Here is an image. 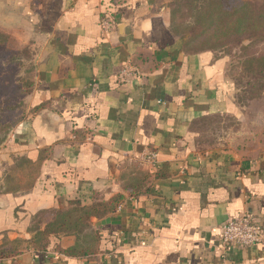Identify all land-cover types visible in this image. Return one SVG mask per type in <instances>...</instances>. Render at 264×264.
I'll use <instances>...</instances> for the list:
<instances>
[{
  "label": "crops",
  "instance_id": "crops-1",
  "mask_svg": "<svg viewBox=\"0 0 264 264\" xmlns=\"http://www.w3.org/2000/svg\"><path fill=\"white\" fill-rule=\"evenodd\" d=\"M111 1L0 0V32L36 70L27 117L0 151V182L16 160L33 170L29 188L0 193V264H264V243L219 246L235 215L264 233V149L202 147L192 130L241 118L227 60L188 51L168 7L116 0L114 14ZM113 199L87 232L52 230L59 213ZM72 248L90 253H62Z\"/></svg>",
  "mask_w": 264,
  "mask_h": 264
},
{
  "label": "trees",
  "instance_id": "trees-1",
  "mask_svg": "<svg viewBox=\"0 0 264 264\" xmlns=\"http://www.w3.org/2000/svg\"><path fill=\"white\" fill-rule=\"evenodd\" d=\"M177 1L179 0H175L174 4L168 7L171 31L174 35L185 38L186 49L190 52H201L226 48L229 54H232L233 48L240 50L241 56L236 61L238 68L261 88L258 94L263 93L264 52L251 53L250 50L257 46L264 49V0H189L191 1L189 23L182 20L183 9ZM119 4L120 2L116 0L111 1L110 5L115 6L114 14L119 11ZM112 6L107 11L110 17ZM199 41L207 48L203 49L199 44L197 48L200 49L192 51L190 48ZM246 42L248 44L244 45ZM35 79L36 70L29 51L17 48L7 36L0 32V101L3 96L8 97V101H12L3 105L0 103V135H3L0 145L3 144V148L15 127L27 117L26 105L23 106L17 101L25 103L26 97L34 90ZM258 94L254 95L252 101L262 100L256 98ZM26 169L29 171L27 172ZM12 170L16 177L11 175ZM32 173V167L27 160H16L14 166L8 170L6 180L9 185L13 182L11 184L13 186H10L7 191L19 187L21 182L22 189L29 188L33 180ZM22 174L26 178L28 175L27 181L26 178L21 177ZM31 176L32 178L29 179ZM118 204L119 199H113L102 206L82 207L59 213L54 224L57 228L52 230L66 233H70V230L87 232L88 221L92 216L102 217L109 214ZM63 223L65 225H62ZM46 241L43 235L38 238L41 249L45 247ZM84 242L89 244L91 239L88 243ZM62 253L66 256H86L90 251L72 248L63 250Z\"/></svg>",
  "mask_w": 264,
  "mask_h": 264
},
{
  "label": "rangeland",
  "instance_id": "rangeland-1",
  "mask_svg": "<svg viewBox=\"0 0 264 264\" xmlns=\"http://www.w3.org/2000/svg\"><path fill=\"white\" fill-rule=\"evenodd\" d=\"M156 5H164L169 7L174 4L175 0H152ZM177 4L183 9L182 20L189 23V9L191 8V1L189 0H179ZM191 24V22H190ZM204 40V39H203ZM201 45L203 49L207 48L205 44L196 42L190 48L192 51H196L198 45ZM246 42L244 45H247ZM204 45V46H203ZM251 53H263L264 49L260 47H254ZM217 56L223 57L227 60L228 76L234 82L236 88L235 103L241 112V118L229 117H210L206 118L200 122H196L192 130L197 135L196 141L199 146L208 147L215 145H230L243 150V152H257L264 149V86L262 87L263 93L258 94L261 89L257 83L247 78L246 73L241 72L238 68L236 61L241 56V51L233 48L232 54H229L226 48L212 50ZM241 74V77H240ZM243 76V77H242ZM258 96L256 98H261V101H252L254 95ZM0 103L3 105L5 103H12L8 101V97L3 96ZM23 106L26 105L24 101H17ZM22 106V107H23ZM21 107V108H22ZM25 109V107H24ZM27 112V109L25 110ZM3 135H0V140ZM3 148V144L0 145V151ZM28 168V167H27ZM12 176L16 177V174ZM28 172L29 169H26ZM26 172V173H27ZM32 176L29 178L31 179ZM18 179V178H16ZM28 180V175L26 181ZM15 182V180H14ZM13 182H11L12 184ZM8 182H0V193L5 192L10 186ZM9 185V186H8Z\"/></svg>",
  "mask_w": 264,
  "mask_h": 264
},
{
  "label": "built area",
  "instance_id": "built-area-1",
  "mask_svg": "<svg viewBox=\"0 0 264 264\" xmlns=\"http://www.w3.org/2000/svg\"><path fill=\"white\" fill-rule=\"evenodd\" d=\"M100 26L104 33L112 29L113 21L108 13L100 20ZM131 78L130 68L122 70L120 78ZM156 153L150 152L142 157L143 161L154 164ZM220 249L225 251L228 247L246 248L264 243V233L256 225L250 215L240 214L229 218L219 228Z\"/></svg>",
  "mask_w": 264,
  "mask_h": 264
}]
</instances>
